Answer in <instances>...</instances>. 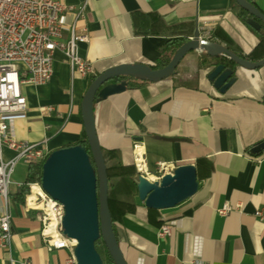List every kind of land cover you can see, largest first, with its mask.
Segmentation results:
<instances>
[{"label": "crops", "instance_id": "1", "mask_svg": "<svg viewBox=\"0 0 264 264\" xmlns=\"http://www.w3.org/2000/svg\"><path fill=\"white\" fill-rule=\"evenodd\" d=\"M59 1L71 8L61 19L63 38L72 26L77 34L87 33L78 54L94 74H72L57 51L50 82L25 86L27 108L3 115L12 121L16 141H45L49 154L83 137L81 102L92 77L119 65L151 67L170 39L189 40L198 28L205 39L250 62L264 57V42L232 0ZM251 2L264 14V0ZM83 4L85 17L77 19L76 9ZM202 54L188 53L173 76L157 83L123 79V93L94 105L100 147L115 154L106 158V167L120 163L134 168V158L142 154L152 179L160 164L168 170L196 168L199 161L210 165L207 174L200 173L193 197L162 211L149 210L138 200L136 179L108 177V196L132 208L115 224L126 264H264V221L254 216L264 208V148L252 152L264 144V66L248 70L235 65L233 84L220 94L207 79L211 69L198 68ZM47 107L53 110L47 112ZM3 155L8 160L14 153L4 150ZM27 171L19 163L12 175V241L9 253L0 249V264H65L69 251L47 250L40 213L16 198L21 188L15 184L25 183ZM226 204L234 210L219 215ZM171 222V235L159 237L160 227Z\"/></svg>", "mask_w": 264, "mask_h": 264}, {"label": "water", "instance_id": "2", "mask_svg": "<svg viewBox=\"0 0 264 264\" xmlns=\"http://www.w3.org/2000/svg\"><path fill=\"white\" fill-rule=\"evenodd\" d=\"M234 1L249 15L247 24L255 31L260 30L261 23L264 24V14L246 0ZM193 51L203 52L210 57L225 56L235 65L248 70L264 66V57L250 62L216 42L202 39L196 28L192 38L175 50L163 68L125 64L96 76L81 102V119L89 152L82 145L61 148L52 151L41 165V190L63 208L61 230L75 242L73 256L76 264H103L95 245L99 240L103 242L113 264H126L113 230L108 204V175L95 130L94 105L123 93L127 89L125 78L157 83L173 76L182 59ZM232 75L233 70L219 65L210 71L207 79L215 90L224 94L234 82ZM263 148L264 144H259L252 152L257 153ZM198 188L194 165L175 167L159 180L141 175L136 178L138 200L149 210L173 209L193 197Z\"/></svg>", "mask_w": 264, "mask_h": 264}, {"label": "built area", "instance_id": "3", "mask_svg": "<svg viewBox=\"0 0 264 264\" xmlns=\"http://www.w3.org/2000/svg\"><path fill=\"white\" fill-rule=\"evenodd\" d=\"M70 10V7L59 0H0V249L8 253L12 241L9 213L12 175L19 163L27 166L42 165L49 152L45 141L34 144L16 141L12 121L6 122L3 115L27 108L23 95L25 86L36 87L50 82L54 68L53 56L57 51L63 54L72 74L82 78L94 74L91 64L78 54V46L88 41L87 33L77 34L72 26L68 37L63 38L61 19ZM84 17L83 4L76 9V18ZM201 38L207 40L202 36ZM45 110L51 112L53 109L47 107ZM4 150L14 153V156L6 160ZM133 164L138 175L148 178L142 154L134 158ZM172 170L173 168L168 170L160 164L151 180H159ZM15 185L22 188L25 184ZM27 187L25 207L40 213V235L47 250H68L69 257L65 264H76L73 256L75 242L68 239L61 230L62 206L41 190L39 182L28 184ZM33 187H37L38 191L34 192ZM32 195L34 205L30 206L28 197ZM233 210L226 204L217 213L227 215ZM254 216L264 221V208L256 210ZM174 226V222L162 225L158 236H170ZM23 264L30 263L25 261ZM191 264L201 262L196 260Z\"/></svg>", "mask_w": 264, "mask_h": 264}, {"label": "trees", "instance_id": "4", "mask_svg": "<svg viewBox=\"0 0 264 264\" xmlns=\"http://www.w3.org/2000/svg\"><path fill=\"white\" fill-rule=\"evenodd\" d=\"M232 1L234 3V0H232ZM246 1H248L250 4H252L254 6V4L251 2V0H246ZM240 11H241L242 19L244 21H247V19L249 18V15L246 12H244L243 10H240ZM257 34L259 35V40L261 42H264V24H261V28H260V30L257 31ZM187 41L188 40L186 38H173V39L168 40L165 43V45L160 49V57H159L158 61L151 67L153 69H160V68H163L164 66H166L167 63L169 62L172 54L175 52V50ZM218 44H220V43H218ZM220 45H222V44H220ZM223 47L227 48L233 54L245 59L241 54L235 52L234 50H231L229 47H226V46H223ZM219 65H222L225 68H229L231 70H233L234 66H235V64L225 56L210 57L206 54H202L201 59H200L199 64H198V68L199 69H211L212 70ZM94 78L95 77H92L89 80L88 85L92 82V80ZM125 79L128 80L129 78H125ZM140 83H146V82H140ZM75 145H82L89 152V148H88V144L86 142L85 134H83V137ZM101 150H102L104 161L106 160V158H113V156H115V154L113 152H106L103 149H101ZM91 163H93L92 159H91ZM196 168H197V180L198 179L200 180V173L205 171V173L207 174V172L210 168V165L205 161H199V162H197ZM106 169H107V175L109 178H110V176H122V177H126L130 180H135L138 176V174L135 172L134 168L124 167L120 163H115L111 166H107ZM40 181H41V165H29L26 180L24 183L25 185L16 194L17 200L24 203L25 196L28 194L27 185L37 183V182L40 183ZM108 204H109V210H110V214H111V218H112L113 230H114V233L116 235V232H115L116 221L120 220L122 218V216L126 212L131 211L132 208L126 207V206L119 204V203H115L110 198V196H108ZM99 241L104 248V254L103 255L100 254L99 251L97 250L99 255L101 256L103 264H113L112 259L110 258L108 252L106 251L103 242L101 240H99ZM99 241H97L95 244L96 249H97V245L99 244Z\"/></svg>", "mask_w": 264, "mask_h": 264}, {"label": "bare ground", "instance_id": "5", "mask_svg": "<svg viewBox=\"0 0 264 264\" xmlns=\"http://www.w3.org/2000/svg\"><path fill=\"white\" fill-rule=\"evenodd\" d=\"M33 191L34 192H37L38 191V188L37 187H33ZM33 200H34V196L33 195L28 197V203H29L30 206H33L34 205L33 202H32Z\"/></svg>", "mask_w": 264, "mask_h": 264}, {"label": "rangeland", "instance_id": "6", "mask_svg": "<svg viewBox=\"0 0 264 264\" xmlns=\"http://www.w3.org/2000/svg\"><path fill=\"white\" fill-rule=\"evenodd\" d=\"M97 250L99 251L100 254H104V248L103 246L101 245L100 241H99V244L97 245Z\"/></svg>", "mask_w": 264, "mask_h": 264}]
</instances>
